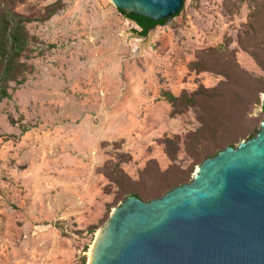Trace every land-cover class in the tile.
<instances>
[{
  "label": "rangeland",
  "instance_id": "rangeland-1",
  "mask_svg": "<svg viewBox=\"0 0 264 264\" xmlns=\"http://www.w3.org/2000/svg\"><path fill=\"white\" fill-rule=\"evenodd\" d=\"M49 7L61 8L28 24L43 55L0 103V264L88 263L127 196L190 182L264 118V0H185L146 36L111 0H24L17 10ZM221 85L195 107L167 99ZM205 123L219 129L196 140Z\"/></svg>",
  "mask_w": 264,
  "mask_h": 264
},
{
  "label": "water",
  "instance_id": "water-1",
  "mask_svg": "<svg viewBox=\"0 0 264 264\" xmlns=\"http://www.w3.org/2000/svg\"><path fill=\"white\" fill-rule=\"evenodd\" d=\"M111 1L168 21L185 0ZM91 251L87 264H264V118L255 136L204 159L190 182L151 200L127 196Z\"/></svg>",
  "mask_w": 264,
  "mask_h": 264
},
{
  "label": "trees",
  "instance_id": "trees-1",
  "mask_svg": "<svg viewBox=\"0 0 264 264\" xmlns=\"http://www.w3.org/2000/svg\"><path fill=\"white\" fill-rule=\"evenodd\" d=\"M23 2L24 0H0V103L5 99L11 98L12 92L10 89L12 84L20 86L26 82L28 75L32 73L34 69V65L31 60L43 55L44 53L42 42H40L35 35L30 33L28 24L34 21L50 18L61 8L49 7V12L43 16L27 15L17 10V6ZM183 8L184 5L174 17L179 15ZM119 11L125 17L135 21L137 25H139L141 28L139 34L141 36H146L151 29L166 22V19L154 21L144 15L131 13L122 9H119ZM243 73L247 75V72ZM225 77L228 81V75H225ZM221 87L223 86L221 85L212 89L203 87L199 91L189 94L184 93L181 96H175L168 93L167 99L170 103H172L175 110L178 109L180 104L183 106L195 107L198 105L202 96L212 97V95H214L212 93H215L221 89ZM261 93H264V89H259L257 91L255 103H259L261 101ZM262 120L260 121V125ZM213 126L214 125H210V123L203 124L202 128L197 130V132L200 133L196 132L194 134L196 135V140L204 138V134L208 130L216 132L219 129L217 126ZM232 146L237 145L232 144ZM219 151L220 150L216 151L213 155H216ZM177 180L172 186H170V188L179 185V183H185L188 181V179H182L181 181ZM130 195H137L141 199L144 197H146L144 199H153V197L157 196L159 197V194L152 197L146 195L142 197V195L138 192H133ZM86 263V259H84L83 264Z\"/></svg>",
  "mask_w": 264,
  "mask_h": 264
},
{
  "label": "bare ground",
  "instance_id": "bare-ground-1",
  "mask_svg": "<svg viewBox=\"0 0 264 264\" xmlns=\"http://www.w3.org/2000/svg\"><path fill=\"white\" fill-rule=\"evenodd\" d=\"M91 254H92V251L89 252V255H90V258L89 259H91Z\"/></svg>",
  "mask_w": 264,
  "mask_h": 264
}]
</instances>
